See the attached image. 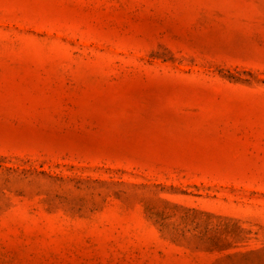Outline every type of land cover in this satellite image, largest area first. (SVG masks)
Wrapping results in <instances>:
<instances>
[{"label": "rangeland", "instance_id": "374dc122", "mask_svg": "<svg viewBox=\"0 0 264 264\" xmlns=\"http://www.w3.org/2000/svg\"><path fill=\"white\" fill-rule=\"evenodd\" d=\"M0 264H264V0H0Z\"/></svg>", "mask_w": 264, "mask_h": 264}]
</instances>
